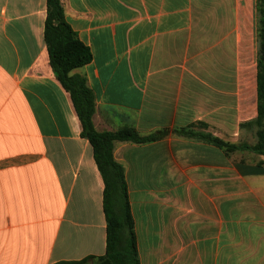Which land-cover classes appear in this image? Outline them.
I'll list each match as a JSON object with an SVG mask.
<instances>
[{"label":"crops","instance_id":"obj_1","mask_svg":"<svg viewBox=\"0 0 264 264\" xmlns=\"http://www.w3.org/2000/svg\"><path fill=\"white\" fill-rule=\"evenodd\" d=\"M99 131L257 114L256 0H62ZM47 0H0V264H98L105 183L45 42ZM256 59V61H255ZM140 264H264V166L170 133L117 141Z\"/></svg>","mask_w":264,"mask_h":264},{"label":"trees","instance_id":"obj_2","mask_svg":"<svg viewBox=\"0 0 264 264\" xmlns=\"http://www.w3.org/2000/svg\"><path fill=\"white\" fill-rule=\"evenodd\" d=\"M256 10L257 114L254 119L241 123V127L252 123L256 125L257 140L253 145H248L232 143L201 131L208 128V125L202 122L173 130L166 128L147 135L129 126L116 131L97 130L93 122L96 111L95 94L88 85L87 78L73 72L91 62L92 51L67 21L62 0H47L44 35L50 65L55 76L71 94L82 124V136L93 146L94 158L105 183L103 204L107 221V246L106 253L99 257L98 264H140L125 169L114 157L117 141L143 144L161 140L172 132L213 144L227 155L239 150H252L264 157V0H256ZM256 165L264 166V160L258 161ZM86 261L61 264H86Z\"/></svg>","mask_w":264,"mask_h":264},{"label":"rangeland","instance_id":"obj_3","mask_svg":"<svg viewBox=\"0 0 264 264\" xmlns=\"http://www.w3.org/2000/svg\"><path fill=\"white\" fill-rule=\"evenodd\" d=\"M257 34V29L255 30V35ZM256 52H257V39L255 41V58H256ZM256 61V59H255ZM256 117V116H255ZM254 117V118H255ZM254 118H251L249 120H243L244 122H248ZM243 123V122H241ZM235 128L233 126H217V136L223 138L226 141L236 143V144H242L246 143L248 145H253L257 138H256V129L257 126L252 124H245L244 126L238 127L237 131L234 130ZM201 131L209 132L216 136L213 131L209 130L208 128L201 129ZM223 151V150H222ZM223 153H225L223 151ZM231 156L234 160L240 163H248V164H256L260 160H264V157L257 154L256 152L252 150H239L235 153H232Z\"/></svg>","mask_w":264,"mask_h":264}]
</instances>
